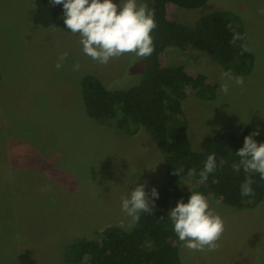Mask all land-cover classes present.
<instances>
[{"label": "rangeland", "instance_id": "1", "mask_svg": "<svg viewBox=\"0 0 264 264\" xmlns=\"http://www.w3.org/2000/svg\"><path fill=\"white\" fill-rule=\"evenodd\" d=\"M35 1L0 0V264H68V244L84 236L98 238L110 226L131 228L122 197L138 185L146 190L163 181L154 138L144 129L127 134L91 118L81 91L85 73L109 86L116 80L126 87L133 78L138 82L144 58L125 54L107 65L92 60L78 34L51 20L37 21ZM168 7L170 18L185 23L217 10L233 12L231 26L244 29L256 54L243 87L228 81L225 95L221 73L230 71L219 61L196 48L167 49L166 65H186L219 87L215 100L197 97L191 88L183 101L193 148L200 149L207 135L235 125L264 133V0ZM64 52L68 56L58 70ZM76 63L80 68L74 71ZM189 185H198L197 180H186L182 187L191 190ZM206 197L225 219L226 231L215 251H190L177 240L182 264H264V200L239 207V199L228 204Z\"/></svg>", "mask_w": 264, "mask_h": 264}, {"label": "trees", "instance_id": "2", "mask_svg": "<svg viewBox=\"0 0 264 264\" xmlns=\"http://www.w3.org/2000/svg\"><path fill=\"white\" fill-rule=\"evenodd\" d=\"M209 0H141L155 10L157 28L153 31L155 51L144 58L140 80L128 87L118 80L106 85L99 76L85 73L81 79V91L87 114L98 122L115 126L127 134L146 130L155 140L161 169L162 184L145 191L151 196L156 188L159 197L155 199L152 213H140V220L131 228L110 226L98 233V238L80 237L68 244L64 260L68 264H182L178 236L168 216L171 208L183 199L188 202L191 190H184L182 184L189 179L198 180L208 155L215 153L217 162L223 156L227 163L209 174L205 185H196L194 192L205 196L213 195L228 204L239 199L241 204L253 205L264 200V180L258 173L251 174L253 196L243 197L241 185L248 178L241 168L232 170V163H238L236 155L244 145L245 137L257 128L249 125H235L206 136L200 149H194L189 136V120L183 109V101L194 94L207 100H215L219 87L215 81L200 78L183 64L166 65L163 58L167 49L180 50L196 48L219 61L235 76L249 75L256 64V54L249 45L248 36L242 27L231 26L236 15L227 10H217L204 15L193 23L169 17V4L184 8L204 6ZM34 12L39 23L54 21L69 31L63 21V5H53L50 0H36ZM234 29L237 31L234 34ZM130 76V73H128ZM126 77V73H124ZM0 71V84L2 82ZM136 82V83H135ZM131 84V83H130ZM264 143V133L253 137ZM183 169L173 174L174 169ZM195 168L196 177H189L188 170ZM213 180L218 182L213 183Z\"/></svg>", "mask_w": 264, "mask_h": 264}, {"label": "clouds", "instance_id": "3", "mask_svg": "<svg viewBox=\"0 0 264 264\" xmlns=\"http://www.w3.org/2000/svg\"><path fill=\"white\" fill-rule=\"evenodd\" d=\"M53 5H63V21L66 28L74 35H79L83 53L92 60L107 65L110 60L125 54L137 57H150L155 51L153 31L157 28L155 10L147 3L138 0H50ZM264 14V9L261 10ZM68 53H61L55 65L56 69L63 67V61ZM80 64L76 63L73 70L77 71ZM221 91L227 95L231 85L228 81L243 87L244 77L235 76L230 72L221 73ZM259 128L245 137L244 145L236 155L238 163H232L234 172L249 174L241 185L240 194L243 197L253 196V180L251 174L258 173L264 180V143L257 142L253 137L259 135ZM227 160L221 156L219 163L215 153L208 155L203 169L198 174L197 183L205 185L209 174L218 168L222 169ZM183 169H174L173 174H181ZM189 177H196L195 168L188 170ZM218 182L213 180V183ZM190 186V185H189ZM191 188V186H190ZM187 203L181 199L171 209L169 218L173 222L174 232L184 247L190 251H215L220 247L219 241L226 231L227 223L211 207L210 201L201 192H194ZM159 197L156 188L151 190V196L145 191L144 185L136 186L129 197H122L121 208L131 217V223L140 220V213H152L155 199Z\"/></svg>", "mask_w": 264, "mask_h": 264}]
</instances>
